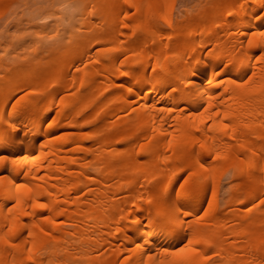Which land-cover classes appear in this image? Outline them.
I'll list each match as a JSON object with an SVG mask.
<instances>
[{"label": "bare ground", "instance_id": "bare-ground-1", "mask_svg": "<svg viewBox=\"0 0 264 264\" xmlns=\"http://www.w3.org/2000/svg\"><path fill=\"white\" fill-rule=\"evenodd\" d=\"M200 4L61 0L0 59V264H264V0Z\"/></svg>", "mask_w": 264, "mask_h": 264}, {"label": "rangeland", "instance_id": "rangeland-1", "mask_svg": "<svg viewBox=\"0 0 264 264\" xmlns=\"http://www.w3.org/2000/svg\"><path fill=\"white\" fill-rule=\"evenodd\" d=\"M44 1V3H42ZM61 0H53V2L51 1V0H40V2L38 3L39 4V6H40V10H39V14H40V17L39 18H41V17H44L45 18V16L47 17V15H48V17L49 16H51L52 15V17H54L55 18V14H54V10H55V8H56V5H57V3L58 2H60ZM202 1V0H201ZM50 2H52L51 4H50ZM55 2H56V4H55ZM204 2H205V0H204ZM49 3V4H48ZM203 2H201V4H202ZM37 4V5H38ZM52 4L54 5V6H52ZM198 4H200V0L198 1H196V0H173V12L175 13V14H178L179 13V11L180 10H183V8L184 9H194V8H196V7H198L199 5ZM200 4V5H201ZM17 5V6H16ZM188 5V6H187ZM190 5V6H189ZM195 5V6H194ZM197 5V6H196ZM13 6H16L15 7V9H14V7ZM12 6V8H11V11H12V13L10 14L9 13V18L11 19H7V20H5V16L3 17V18H0V29H1V27H2V32H3V34L4 35H0V38L2 39V41L4 40L5 42H7L8 43V40H5V36H7V37H9L10 39H11V37H10V34L13 36V34H14V36H15V34H18V37H17V35L15 36V37H17V39L16 38H14V37H12V39L14 38L15 39V42L13 43V41H14V39H13V41H12V43L14 44V45H16V40L17 41H21V39L20 38H22L21 36H24L23 34H27L28 33V35H30L31 37H29V36H25V38H24V40H25V42L27 41V43H24V41H23V43L21 42V46H20V42H18L17 44H19V46L18 45H16L15 47L13 46V44H10V45H12L13 47H11L10 48V51H9V48L8 47H10L9 46V44L7 45V44H5L4 42H1V39H0V59H5V58H16V56L17 57H20V55L22 56V55H24V56H31L32 54H34V52H33V48H35V47H33V45L35 46V44L37 45V43H38V45H37V48H39V49H35V53H36V51H37V55H42V54H46L45 53V51L44 50H46V52H47V50L50 48V47H55V46H57L58 47V44H59V47H66L68 44L66 43V40H65V42H64V39H62L61 40V38H63V34L61 35V33H62V29H58V28H61V25H60V27L59 26H57L58 28H55L56 27V22H55V25L53 24V22L55 21L54 20V18H52V17H50V18H48V19H50V25L48 26V28H46L45 30H41L40 28H37L35 31H34V35L32 34V30H33V28L32 27H30V26H28V25H26V21L27 20H24L22 17H21V15H23V6H21V4H20V2L17 4V3H15L14 5ZM194 6V7H193ZM186 7V8H185ZM188 7V8H187ZM20 8V9H19ZM18 10V11H17ZM21 10H22V13H21ZM16 12H17V15H15L16 14ZM24 12H26V10H24ZM53 14H52V13ZM20 14V15H19ZM8 15V14H7ZM14 15H15V17H14ZM20 20L19 22H18V19ZM46 19V18H45ZM52 19H53V21H52ZM56 19V18H55ZM4 20L5 21H8V22H4ZM13 21H15V22H13ZM23 21V22H22ZM2 22V23H1ZM19 23L20 24V28H18L19 27V24H17V25H15L14 23ZM22 24H24V26H22L21 25V23ZM58 22H60V21H58ZM4 23V24H3ZM8 23H9V25H11L12 23V25L11 26H9L8 25ZM53 24V26H51L52 24ZM3 24V25H2ZM8 25L7 27H5L6 28V30H4L5 28H4V25ZM14 26V27H13ZM15 26H16V29H15ZM11 28L10 30L8 29V31H7V28ZM21 27H22V29H21ZM23 27H24V29H23ZM50 27V28H49ZM18 28V29H17ZM26 28V29H25ZM53 29V30H52ZM57 30V32L55 33V30ZM14 30V32H17V33H14V32H12ZM16 30V31H15ZM20 30H21V33H20ZM53 32H52V31ZM5 31V32H4ZM23 31V32H22ZM24 31L26 32V33H24ZM29 31V32H28ZM2 32H0V33H2ZM8 32H10V33H8ZM12 32V33H11ZM19 32V33H18ZM30 32H31V34H30ZM23 33V34H22ZM7 34H9V36L7 35ZM53 34L55 35L56 34V36L54 37L53 36ZM44 35V36H43ZM46 35V36H45ZM2 36H4V37H2ZM34 36V37H33ZM39 36V37H38ZM42 36V37H41ZM62 36V37H61ZM20 37V38H19ZM29 37V38H28ZM37 37V38H36ZM26 38H28L29 39V41H30V43H29V41L28 40H26ZM32 38H35V42L33 41L34 39H32ZM6 39H8V38H6ZM60 39V40H59ZM35 43V44H33V45H31V43H33L32 41ZM53 40V41H52ZM9 41H11V40H9ZM37 41H39V42H37ZM47 41V42H46ZM51 41V42H50ZM58 41H60V43H58ZM54 42V43H53ZM64 42V43H63ZM53 45H52V44ZM22 44H23V46H22ZM27 44H28V46H27ZM30 44V45H29ZM47 45V47H45L46 45ZM48 44L50 45L49 47H48ZM26 45V46H25ZM66 45V46H65ZM3 46L5 47L4 48V50H3ZM18 46V47H17ZM30 46H32V47H30ZM7 47V48H6ZM13 48H14V50H13ZM16 48V49H15ZM42 48H44L43 49V51L44 52H41L42 50ZM47 48V49H46ZM8 49V50H7ZM30 49H32V51L30 50ZM8 52H7V51ZM41 50V51H40ZM21 51H22V54H21ZM25 51V52H24ZM29 51H30V53H29ZM40 51V52H39ZM4 52H6V54L4 55ZM11 52V53H10ZM19 52H20V55H19ZM32 52V53H31ZM15 55H14V54ZM28 53V54H27ZM26 54V55H25ZM9 55L10 56H12V55H14V56H12V57H9ZM24 56H22V57H24ZM26 56V57H27ZM22 57H20V58H22Z\"/></svg>", "mask_w": 264, "mask_h": 264}, {"label": "snow or ice", "instance_id": "snow-or-ice-1", "mask_svg": "<svg viewBox=\"0 0 264 264\" xmlns=\"http://www.w3.org/2000/svg\"><path fill=\"white\" fill-rule=\"evenodd\" d=\"M23 187H24V185H22V184H21V185H18V186H17V190H19L20 188H23ZM36 207H39V208H44V207H45V205H44L43 203H39V204H37V205H36ZM180 251H181V252H183V251H184V249H183V248H181V249H180Z\"/></svg>", "mask_w": 264, "mask_h": 264}]
</instances>
